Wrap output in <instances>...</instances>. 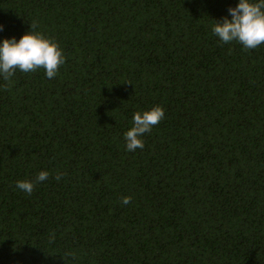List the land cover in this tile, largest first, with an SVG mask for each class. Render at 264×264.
<instances>
[{
  "label": "trees",
  "instance_id": "16d2710c",
  "mask_svg": "<svg viewBox=\"0 0 264 264\" xmlns=\"http://www.w3.org/2000/svg\"><path fill=\"white\" fill-rule=\"evenodd\" d=\"M238 3L0 0V43L35 23L65 57L0 75V264H264V44L212 31Z\"/></svg>",
  "mask_w": 264,
  "mask_h": 264
},
{
  "label": "clouds",
  "instance_id": "9594fccd",
  "mask_svg": "<svg viewBox=\"0 0 264 264\" xmlns=\"http://www.w3.org/2000/svg\"><path fill=\"white\" fill-rule=\"evenodd\" d=\"M229 16L222 21H216L213 33L222 43L237 41L245 49H255L264 44V0H239L235 7L228 9ZM31 30L17 41L13 36L5 38L0 43V75L10 80L15 71L34 72L39 68L46 71L47 78H54L59 67L65 63L63 50L52 38L36 31L37 25L31 23ZM3 25H0V30ZM131 83V82H129ZM165 117V109L156 105L143 113L136 112L133 116V126L125 133L128 151L144 148L143 136L150 132ZM62 174H57L59 181ZM49 172L41 171L34 180H20L16 188L31 194L36 184L48 179ZM122 204L131 203L130 197H123Z\"/></svg>",
  "mask_w": 264,
  "mask_h": 264
}]
</instances>
